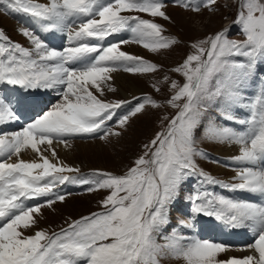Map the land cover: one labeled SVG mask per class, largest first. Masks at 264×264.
Returning a JSON list of instances; mask_svg holds the SVG:
<instances>
[{"label":"snow or ice","instance_id":"snow-or-ice-1","mask_svg":"<svg viewBox=\"0 0 264 264\" xmlns=\"http://www.w3.org/2000/svg\"><path fill=\"white\" fill-rule=\"evenodd\" d=\"M174 2L199 13L201 8L215 11L217 0ZM0 4L4 5L0 11L24 14L34 25L18 29L31 48L12 42L0 30V85L23 90L14 97L0 96V125L17 121L20 111L36 113L19 130L0 134V264H160L165 256L185 264H264V86L253 99L244 93L257 65L264 64V0L240 3L234 23L241 26L244 40L228 39V29H223L192 43L195 51L173 69L185 82L172 80V94L165 98L178 110L176 115L143 146L144 153L123 175L95 171L89 174L92 179L72 175L80 169L58 159L54 142L70 147L72 137L102 133L99 139L107 143L122 135L132 117L161 107L151 95L133 97L135 107L111 127L117 109L130 101L101 97L105 90L116 91L111 74L118 70L134 74L161 70L160 65L121 50V44L133 42L158 53L179 43L164 36L163 26L154 20L125 14L146 13L167 20L164 0H0ZM125 31L131 40L107 46L90 43ZM38 32L64 34L68 46L57 50ZM233 56L245 59L234 61ZM164 79L168 82V77ZM152 87L161 91L157 83ZM37 89L56 90L60 99L48 110L40 109L39 100L31 95ZM213 106L215 115L207 116L208 138L238 146L231 159L242 166L232 183L198 169L194 159L206 155L196 147L194 136ZM237 108L246 109L247 118L237 117ZM217 118L246 127L240 131L218 124ZM28 150L38 159L21 158ZM194 174L203 184L260 198L261 202H253L208 191L190 196L193 217L204 214L230 229L248 228L255 236L247 246L252 254L221 260L218 256L230 250L223 243L191 239L175 230L165 234L169 206L184 180ZM65 183L88 184V191L108 190L101 201L103 211L73 220L58 232L37 229L25 235L37 225L43 206L51 208L65 200L59 190ZM39 197L46 198L44 205L26 203ZM179 223L193 227L191 220Z\"/></svg>","mask_w":264,"mask_h":264},{"label":"rangeland","instance_id":"rangeland-1","mask_svg":"<svg viewBox=\"0 0 264 264\" xmlns=\"http://www.w3.org/2000/svg\"><path fill=\"white\" fill-rule=\"evenodd\" d=\"M239 1L240 3L242 2V0H217L214 6L215 11L201 8L200 12L196 13L190 8L185 9L178 6H171L170 0H164V2L168 3L164 8L166 15L169 17L167 20L162 17H151L146 13H125L140 15L144 19L154 20V22L163 26L164 36L175 37L179 43L169 49H162L158 53H153L149 49L144 48L141 44L137 45V43L133 42L121 44V50L154 62L161 66V70L148 74H134L118 70L116 71L117 73L122 72L125 74L126 81L118 87L112 79L111 83L116 88V91L110 92L105 90L101 98L108 101H121L125 99V94L132 95L136 90L135 88H137L139 90L137 91L138 94L151 95L161 103V107H149L143 113L132 117L126 129L122 131V135L119 137H112L110 142L106 143L99 139V135L102 133L91 140L70 142V147L73 152L66 156L69 158L70 163L68 164L80 169V173L74 175H81L85 179H92L89 174L95 171L123 175L128 168L133 165L134 160L144 153L145 149L143 146L148 144L155 137L156 133L164 129L168 121L175 116L178 111L168 106L165 103V98L172 94V90L169 86L172 80H175L180 85H183L185 82V77L181 73L173 71V69L182 64L187 55L195 51L191 47L192 43L205 40L223 29H228L227 38L230 40L242 41L245 39L241 31V26L234 23L239 11ZM0 8H2V4H0ZM4 13L5 11H0V30H2L7 37L10 36L13 41H18V43L24 46L29 45L28 47L31 48L29 41L23 40L21 36L17 35V28L15 26L19 25L12 21V18L5 16ZM5 20L11 21L14 25H4L3 22ZM118 34L121 35L120 38L117 40H108L105 46L110 43H116L119 40L130 39L124 32ZM205 47H207V45H205ZM238 58L241 59L244 57L233 56L231 59L239 61ZM165 77H168V82H165ZM154 83L159 84L161 88L160 92L155 91L152 87ZM212 83L213 85L215 84V79ZM251 84L255 85L257 88L264 86V64H259V68L255 73V80L254 82H250L249 85ZM259 90V88L256 89L257 95L259 94ZM59 99L60 97L57 98L55 103H57ZM44 104L47 105L48 103L44 102ZM135 104V100L128 104L126 111L122 115L134 108ZM43 108L45 111L48 110L47 107ZM215 112L216 106H213L209 109L204 121L195 131L194 138L196 147L200 148L202 151L212 148L213 151L217 152L219 151L218 148L222 146L218 141L213 144V142L204 136V134L207 135L206 132H203V127L207 123V116L214 115ZM109 126H111V124ZM111 127H116V121H113ZM100 147L102 149H99ZM199 157H194L198 169L201 165L204 168H200L204 169V172H208L212 176H229L230 173L236 176V171H231L230 173H226L227 171L221 172L219 168L223 167L218 164L206 162L207 165L203 166L205 161L199 160ZM66 161L67 160H65V162ZM196 181L197 174H194L188 176L181 184L178 197L169 206L170 223L164 229L165 234L172 233L174 230L180 234L178 228L182 227V225L179 222L181 220L186 221L187 213L184 212V209L186 206L191 207L190 196L197 193L193 190L196 186ZM72 185L74 188L64 194V201H56L51 208L47 206L41 208V212L36 216L37 225L32 230L26 232L25 235H31L37 229H46L50 233L58 232L61 228L66 227L67 223L73 220H78L92 213L103 211L101 201L109 194L108 190L100 189L88 191V184L72 183ZM44 203L38 205H44ZM158 243H163V241L158 238ZM235 252L241 255L239 251ZM224 254L225 253H221L218 259L226 260ZM81 264H83V262H81ZM160 264H185V261L183 259L165 256L160 259Z\"/></svg>","mask_w":264,"mask_h":264},{"label":"bare ground","instance_id":"bare-ground-1","mask_svg":"<svg viewBox=\"0 0 264 264\" xmlns=\"http://www.w3.org/2000/svg\"><path fill=\"white\" fill-rule=\"evenodd\" d=\"M40 2L42 3H46L47 0H40ZM4 25H10V26H13L14 23H12L11 21H7L5 20L3 22ZM17 28V35L21 36L23 40H27V38L25 36H23L21 34V32L18 30L20 28H22L20 25L19 26H15ZM15 28V29H16ZM129 36H131V33H128ZM48 37L51 36V34H47ZM112 36H115V35H112ZM109 38H111V36H109ZM28 41V40H27ZM91 41H95V42H98V43H101L103 44V40L102 41H97L95 39H92ZM54 48H57L54 46ZM58 50V49H57ZM147 50V49H146ZM92 58V57H91ZM128 74V73H127ZM112 75V79L114 81V83L120 87L122 85V83H124L126 81L125 79V74L120 72V73H117V72H114L111 74ZM112 81V80H111ZM1 94H5L7 92L11 93L13 96L15 95V92H16V88L14 87H10L9 85H2L1 86ZM135 92L132 93V95H129V94H125V99H129L130 97L138 94L137 91H139L137 88H135ZM56 95H57V91L56 90H53ZM32 96L35 95V98L40 100V98L42 99L39 103V108L40 109H43L45 110L43 107H45L46 105L44 104V102H47L48 103V100L52 99L53 95L49 93V89L45 90V89H39L38 92H35V93H32L31 94ZM46 108V107H45ZM36 115V113L32 112V111H29V112H23V111H20L18 112V120L15 121V122H9V123H5V124H2L0 125V134H9L13 131H16V130H19V128H21L24 124H26L28 121V117H32L34 118ZM234 126L235 128H243L246 127V125H241V124H238V123H234ZM220 145V144H219ZM43 148V146H41ZM53 147H55V150H56V153H57V156H58V159L60 161H63L64 163H66L67 165H69L68 163L69 162V158H67L66 156H68L69 153L73 152L72 151V148L71 147H64L63 145H60V144H56L54 142V145ZM99 149H102L101 147ZM98 149V150H99ZM219 151L222 155L224 156H228V157H233L235 155L238 154V146L235 145V144H227L225 143L223 146H221L220 148H218ZM100 152V150H99ZM46 155H49V158L51 159V155L50 153H45ZM73 154V153H72ZM21 158H24V159H38V157L36 156L35 153H33L31 150H28V151H24L22 152L21 154ZM66 158V159H65ZM67 160L65 162V160ZM13 161H15V157H13ZM12 161V162H13ZM221 172H226L227 170L226 169H223V168H219ZM68 188V185L67 184H64L63 186V189L62 190H65ZM45 197H39V198H36V199H33V200H30V201H27L26 203L27 204H32V203H36L42 199H44ZM202 217H199V219H201ZM208 220L212 221V220H215L213 218H210V217H207ZM35 228V227H34ZM225 228V227H223ZM227 229V228H225ZM32 230V229H31ZM195 231V234L196 233V230ZM207 234H208V239L210 240H216V237L220 234L217 233V231L215 230V228H209L207 231ZM228 229L226 232L222 233V235L227 239H230L229 235H228ZM191 239H199L198 237L194 238V237H189ZM242 238V241L244 243H246V239L244 237H241ZM230 250L228 252H225L224 256L226 259H228L229 257H237V258H242L246 255H249V254H252V251L250 249H248V247L245 249V250H241L239 253L243 254V255H238L236 254V252H233V250L231 248H229Z\"/></svg>","mask_w":264,"mask_h":264}]
</instances>
